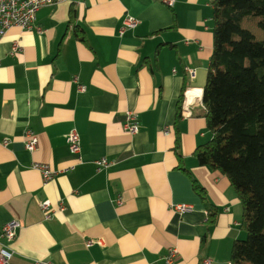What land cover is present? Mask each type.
<instances>
[{
	"label": "crops",
	"instance_id": "1",
	"mask_svg": "<svg viewBox=\"0 0 264 264\" xmlns=\"http://www.w3.org/2000/svg\"><path fill=\"white\" fill-rule=\"evenodd\" d=\"M127 15L138 22L122 33ZM213 27L211 0H60L37 11L33 28L8 30L0 42V243L17 220L12 264H232L233 242L246 237L241 199L194 155L212 137L203 91ZM191 87L200 101L179 117ZM128 112L137 133L125 129ZM73 131L80 159L69 150ZM30 132L39 138L34 151ZM35 162L54 179L44 182ZM171 248L178 256L167 263Z\"/></svg>",
	"mask_w": 264,
	"mask_h": 264
},
{
	"label": "trees",
	"instance_id": "2",
	"mask_svg": "<svg viewBox=\"0 0 264 264\" xmlns=\"http://www.w3.org/2000/svg\"><path fill=\"white\" fill-rule=\"evenodd\" d=\"M211 4L214 48L203 104L212 137L194 155L226 175L241 199L246 237L233 242L232 264H264V0ZM183 99L184 90L179 117Z\"/></svg>",
	"mask_w": 264,
	"mask_h": 264
},
{
	"label": "built area",
	"instance_id": "3",
	"mask_svg": "<svg viewBox=\"0 0 264 264\" xmlns=\"http://www.w3.org/2000/svg\"><path fill=\"white\" fill-rule=\"evenodd\" d=\"M60 0H0V42L7 34L8 30L13 26H18L23 30L31 29L35 26L36 13L37 11L45 5L55 4ZM167 4H173L174 0H162ZM138 20L131 16H127L124 20L123 26L121 27V32L123 33L126 29L134 28L137 25ZM19 42H14L13 51L21 50ZM185 71L191 79L196 78L197 70L193 67L186 66ZM80 90H85V86L80 85ZM200 101V93L197 88L191 87L184 91L183 106L181 110V116H191L192 112L189 105L193 102ZM125 129L129 130L131 133H137L140 130V123L137 119V115L134 112H128L127 121L125 124ZM169 130H167L168 132ZM28 140L26 142V148L30 151H34L37 147L39 138L34 133H28ZM68 144L70 152L80 159L81 157V138L79 133L73 131L68 136ZM77 163L69 165L65 171H72L77 166ZM99 166H108L109 163L106 159L97 161ZM34 168L41 171L44 182L53 180L56 171L53 170L48 164L35 162ZM116 203L122 204L123 199L119 196L116 199ZM42 209L46 218H51L53 211L51 210L50 200H45L41 204ZM65 208L64 202H60L59 209L63 210ZM173 208L177 212H186L190 210V206L186 204H176ZM20 223L17 220H12L8 222L2 231V237L7 243H0V264H12V258L14 256V250L10 246V242L18 234V228ZM94 240H88V245L93 244ZM178 256V250L176 248H171L168 254L165 256L167 263H172ZM213 260L211 258H204L202 264H212ZM34 264H53L52 262L45 260H35Z\"/></svg>",
	"mask_w": 264,
	"mask_h": 264
},
{
	"label": "bare ground",
	"instance_id": "4",
	"mask_svg": "<svg viewBox=\"0 0 264 264\" xmlns=\"http://www.w3.org/2000/svg\"><path fill=\"white\" fill-rule=\"evenodd\" d=\"M173 3H174V2H173ZM170 5H172V4H170ZM127 16H130V15H127ZM127 16H126V17H127ZM126 17H125V19H126ZM131 17H132V16H131ZM133 18H134V17H133ZM125 19H124V20H125ZM123 23H124V21H123ZM122 26H123V25H122Z\"/></svg>",
	"mask_w": 264,
	"mask_h": 264
}]
</instances>
